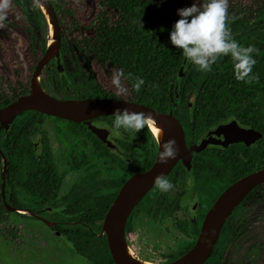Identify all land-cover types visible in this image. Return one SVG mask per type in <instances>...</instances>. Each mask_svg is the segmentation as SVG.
I'll return each instance as SVG.
<instances>
[{"label": "trees", "instance_id": "16d2710c", "mask_svg": "<svg viewBox=\"0 0 264 264\" xmlns=\"http://www.w3.org/2000/svg\"><path fill=\"white\" fill-rule=\"evenodd\" d=\"M48 1L54 12L58 13L61 0ZM17 2L24 5V0ZM100 5L102 11L97 16L96 42H80L85 47V54L102 66L109 64L116 70H122L125 76L131 73L133 78L142 77L145 83L139 93L132 90L131 80L124 77L133 99L160 113L166 112L174 100V82L184 58L168 39L171 26L179 17H175L160 0H100ZM62 12L72 18V23L77 26L71 10ZM226 25L239 44L255 47L256 52L252 55L256 64L251 73L255 78L249 82L236 81L232 61L228 56L218 59L209 72L197 71L188 62L181 84L178 109L183 108L186 102H191L190 111L186 109L188 112H181L180 115L195 119L189 122L197 128L188 133L190 139L193 137L192 142H196L198 136L216 122L226 119H237L262 133L257 147L252 150L253 166L249 165L250 151L246 150L244 161L239 159L235 182L264 167V2L253 11L231 6L228 8ZM28 31L32 44H35L37 40L32 35L33 31ZM37 46L43 55L45 46L40 43ZM85 77L79 81L66 73L61 79V85L68 87L75 99L103 92L90 72ZM26 95H30L28 84L8 83L7 88L0 85V108ZM43 117L37 112L23 113L15 118L8 132H0V155L7 169L4 176L6 205L1 197L0 181V226L6 225L10 216H23L10 209L44 214L49 223L57 225L56 236L71 240L73 249L88 263L114 264L105 237L98 236L113 197L81 204L53 202L62 178L57 176L45 143L42 144L40 154L36 155L27 138L29 134L39 132ZM49 119L56 125V134L61 141L63 132L75 133L73 129H66L71 123L53 117ZM24 192L42 198V203L25 206L18 198V194ZM54 209L62 210L57 212ZM15 231H11L9 236L14 238Z\"/></svg>", "mask_w": 264, "mask_h": 264}, {"label": "flooded vegetation", "instance_id": "af4514ba", "mask_svg": "<svg viewBox=\"0 0 264 264\" xmlns=\"http://www.w3.org/2000/svg\"><path fill=\"white\" fill-rule=\"evenodd\" d=\"M13 1L17 6H22V8L25 7L26 0L23 2L24 5L17 2V0ZM32 1L42 14L43 12L36 1ZM55 15L57 22L60 23L58 20L59 12L55 13ZM60 25L61 24L58 26ZM77 26H79L78 23ZM96 26L97 18L95 21V30ZM29 29L33 31L32 35L35 36L37 40L35 44H32L33 40L30 37V32L27 30L28 36L31 39V51L36 56L37 60L33 67L32 78L30 79L31 82L37 64L46 54L47 45L40 41L32 28ZM59 33L60 41L58 47L60 50V72L58 70V57L55 55L57 51L52 56H49V58L46 59L47 61L45 60V65H54L56 68L58 82L63 92L67 93L60 98L61 100L105 99L136 103L131 94L128 82L124 77H121L120 83L125 86V92L127 94L125 97L114 91L107 90L100 83L98 77L90 68V64L95 63L101 70L107 67H113L109 64L102 66L95 60H91V57L85 54V47L80 44V42L86 39L73 42L72 49L79 55L81 60L80 64H75V59L65 47L64 34L60 32V28ZM86 41L92 44L96 42V38L92 41ZM39 43L45 46L43 55L41 54L40 47L37 46ZM113 69L116 71L115 68ZM88 71L95 77L97 83L102 87L103 92H99L95 96H85L79 99L73 98L68 87L66 88L61 85V79L66 73H69L72 78L81 81L86 79L85 74L87 75L89 73ZM105 79L111 81L108 76H105ZM17 82H21V80ZM30 82L21 83L29 85L31 94ZM7 84L8 83L3 87L7 88ZM178 105L174 109L172 115L183 130L186 147H191L193 145L198 146L207 132L220 129L230 122H235L240 129L257 132L261 139L262 133L256 131L252 126L244 125V122H239L237 119H226L216 122L212 127L206 129L203 134L198 136L196 142H192L194 141L193 137L190 139L188 133L191 129L196 130L197 128L191 126L189 122L195 119L190 116L180 115L181 112H188L186 109L190 111L191 102H186V105L181 109H178ZM168 112L169 109L162 114ZM45 118L52 122L55 146L57 148L60 146L62 149L60 164L54 162L51 144L46 135L41 131L43 119ZM113 119L114 116L95 118L80 123L67 121L72 125L67 126L66 129H73L75 133H70L69 131L63 132L61 141L56 134V125L48 116H45L42 118L41 124H39V132L28 135L27 138L30 147L32 152L36 155L40 154L42 144L45 143L50 152L57 176L62 178L59 191L53 202L59 204H81L86 201L107 200L109 197H113L112 203L122 185L130 177L147 171L151 168L153 163H155L159 153V146L152 130L149 127H145L147 131H145L144 128L136 133L134 130L121 129L113 136H110V133L105 130L106 126H103V124L113 129L111 126ZM66 125L67 124H64V126ZM87 125L96 130H104L106 132L104 139H101L94 132L89 131ZM3 133L6 132L3 131ZM254 149L255 148L236 143L226 146L210 144L203 151L192 156L190 168H186L182 163H178L173 168L171 173L166 177L173 184L171 190L161 193L154 186L130 211L124 225V237H127L134 229L133 222L145 219L161 228L164 232V236L170 238L168 242L172 243L173 246L172 250L167 253H161L157 260L140 259L139 261L143 260L145 262L148 261L150 263L159 264L171 263L178 260L192 249L198 240L207 211L217 197L231 185L237 177L239 159H241L242 162L244 161L243 156L246 150L250 151L248 152V162L250 166H253L252 150ZM78 163L80 164L79 167H77ZM68 171L73 174L74 180L66 187L65 191L61 193V189H64V179ZM259 188L260 186L254 188L235 208L224 223L209 257L202 264H249L247 257H254V250L252 249L253 237L258 233L255 231V225L257 224L256 220L260 218L263 213V209L259 206L260 202L255 198ZM22 194L23 198L29 201L30 204H39L43 201L42 198H35L29 193L24 192ZM19 201L21 202L20 198ZM50 210L53 209L50 208ZM41 216L46 217L44 214H37L38 218H41ZM260 223L261 222H259V225ZM70 224L74 225L76 223ZM102 235L105 237L102 233L98 236L100 237ZM69 247L72 248L78 257L82 258L72 246Z\"/></svg>", "mask_w": 264, "mask_h": 264}, {"label": "rangeland", "instance_id": "374dc122", "mask_svg": "<svg viewBox=\"0 0 264 264\" xmlns=\"http://www.w3.org/2000/svg\"><path fill=\"white\" fill-rule=\"evenodd\" d=\"M160 2L170 9L175 17H178L177 9L191 6L194 0H175L173 5L172 0H160ZM263 2L264 0H228V8L237 6L253 11ZM24 6L22 8L13 0H7V5L0 7V17H2L0 19V85L2 86L6 83L16 84L18 80L30 82L32 78L33 67L37 60L31 51V39L27 32L29 28H32L40 41L47 46L53 41L52 23L46 14H41L32 0H26ZM64 10L73 12L79 26H74L71 18L62 12ZM101 11L100 0H61L58 15L61 24L59 28L64 34L65 47L75 59V64H80L81 60L72 49L73 42L81 39L92 41L96 38L95 21ZM46 61L40 65V75H38L40 88L49 97L60 99L67 93L63 92L58 82L55 66L45 65ZM90 68L107 90L114 91L123 97L127 95L122 83H120L122 90H118L111 81L105 79V76H108L111 80L115 72L113 68L107 67L101 70L95 63L90 64ZM103 126H106L105 130L110 133V136L121 130L111 129L106 124ZM41 131L51 144L54 162L60 164L62 149L54 144L52 122L46 118L43 119ZM4 168L5 164L0 156L1 183ZM73 180V174L68 171L61 193ZM18 197L25 206L31 205L23 198L22 193H19ZM255 198L260 202L259 206L263 209V213L256 220L255 231L258 233L253 237L254 257L248 256L247 259L249 264H264V183L260 185ZM16 214L23 216H10L8 223L0 226V264H88L69 247L72 246L71 240L55 236L56 225L49 223L46 217L38 218L34 212H17ZM259 222H261L260 225ZM133 226L134 229L130 234L124 237V243L134 261L157 260L161 253L172 250L173 245L168 242L170 238L164 236L162 229L149 220L133 222ZM13 230H16L14 238L9 236Z\"/></svg>", "mask_w": 264, "mask_h": 264}, {"label": "water", "instance_id": "95a60500", "mask_svg": "<svg viewBox=\"0 0 264 264\" xmlns=\"http://www.w3.org/2000/svg\"><path fill=\"white\" fill-rule=\"evenodd\" d=\"M44 3L46 7L45 14L52 23L53 40L59 46L60 33L56 15L49 1L44 0ZM171 46L175 47L173 45ZM48 55L49 52L47 50L43 59L36 66L33 79L39 75L40 65L47 59ZM55 55L58 57V70L60 72L59 47ZM187 69L188 62L183 58L174 82V100L169 108V112L166 114L159 113L143 105L124 101L105 99L61 100L49 97L46 94L33 95L32 93L30 95L20 96L0 108V131L3 130L4 132L8 131L17 116L26 112H37L43 116L54 117L72 123H80L95 118L113 116V110L115 108H128L130 111L151 114L154 121L163 126L165 132L168 134V140H175V147L177 149L176 157L169 160L167 164H160L157 156L155 163H153L150 169L130 177L122 185L105 214L101 233L106 237L109 253L114 264H132L126 257L124 251V225L133 207L154 187L153 178L157 174L162 173L167 177L178 163H182L186 168H190L192 156L200 153L210 144L226 146L236 143L246 147L256 148L257 142L260 140L257 132L240 129L235 122H230L220 129L207 132L198 146L186 147L183 130L172 113L179 103L181 84ZM87 128L101 139H104L106 134L104 130H96L88 125ZM6 170L5 164L4 176L6 175ZM4 176L1 183V197L3 203L6 205L4 199ZM263 183L264 167L243 176L229 185L207 211L198 240L192 249L178 260L164 264H202L209 257L224 223L235 208L254 188ZM10 211L13 213L29 212L16 209H10Z\"/></svg>", "mask_w": 264, "mask_h": 264}, {"label": "clouds", "instance_id": "9594fccd", "mask_svg": "<svg viewBox=\"0 0 264 264\" xmlns=\"http://www.w3.org/2000/svg\"><path fill=\"white\" fill-rule=\"evenodd\" d=\"M7 5V0H0V7ZM179 17L171 26L168 39L171 45L178 48L187 62L195 66L197 71L209 72L218 59L228 56L232 61L233 76L236 81L249 82L255 77L251 75L256 60L253 45L247 47L239 44L231 35L226 25L228 18V0H194L191 6L177 9ZM2 19V17H0ZM125 77L131 80V88L139 93L145 81L142 77L125 76L122 70H116L111 78L112 85L121 89L120 80ZM112 127L115 129L134 130L136 133L145 127H152L154 119L151 114L130 111L128 108H115ZM158 130L154 129V134ZM175 140L165 141L158 153V162L167 164L177 155ZM154 186L161 193L173 188L172 182L162 173L153 178ZM190 183V181H189ZM62 209H54L61 211Z\"/></svg>", "mask_w": 264, "mask_h": 264}, {"label": "bare ground", "instance_id": "6f19581e", "mask_svg": "<svg viewBox=\"0 0 264 264\" xmlns=\"http://www.w3.org/2000/svg\"><path fill=\"white\" fill-rule=\"evenodd\" d=\"M35 1L38 4L39 8L42 10V12L45 13L46 7H45L44 0H35ZM57 49H58V43L55 40L50 42L47 46V50L49 52V55L47 56V58H49V56H52L57 51ZM30 89H31V93L33 95H44V92L40 88V83H39L38 77H35L34 79L31 80ZM149 128L152 130L153 133H154V129L158 130L156 132V134H154V137L157 139L159 150H162V147L160 148V146L165 141L168 140V134L165 132L163 126L156 121H154V125L152 127H149ZM124 251H125L126 257L128 258V260L130 262H132V264H159V263H150V262H145V261H134L130 257L126 245L124 246Z\"/></svg>", "mask_w": 264, "mask_h": 264}]
</instances>
